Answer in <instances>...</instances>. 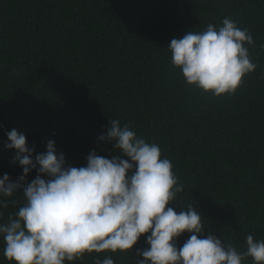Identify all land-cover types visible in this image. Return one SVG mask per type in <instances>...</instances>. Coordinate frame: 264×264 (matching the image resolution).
<instances>
[{"label":"trees","instance_id":"trees-1","mask_svg":"<svg viewBox=\"0 0 264 264\" xmlns=\"http://www.w3.org/2000/svg\"><path fill=\"white\" fill-rule=\"evenodd\" d=\"M227 17L251 32L254 45L245 46L257 67L235 94L217 98L186 85L168 47ZM112 119L160 146L183 185L170 206L194 205L205 235L241 252L247 235L264 240V0H0V178L22 175L4 148L7 131L24 133L37 153L53 139L80 167L91 151L119 154L99 140ZM14 199L0 222L23 203L20 193ZM3 247L0 239V264H10ZM147 247L141 237L131 255L85 254L72 264L108 256L135 264Z\"/></svg>","mask_w":264,"mask_h":264},{"label":"clouds","instance_id":"clouds-1","mask_svg":"<svg viewBox=\"0 0 264 264\" xmlns=\"http://www.w3.org/2000/svg\"><path fill=\"white\" fill-rule=\"evenodd\" d=\"M245 45H254L251 32L227 17L219 27L187 30L168 50L187 86L219 98L235 94L257 67ZM5 135L4 148L14 152L11 163L22 169L16 180L7 173L0 178V209L17 204V193L23 197L7 222H0L3 256L10 264H72L93 253L131 255L141 237L149 247L137 250L142 259L133 257L135 264H243L245 258L264 264V240L249 234L246 250L238 251L212 233L205 235L194 205L179 212L170 206L183 190L173 164L130 124L110 120L99 140L119 154L109 159L91 151L80 167L67 162L53 139L37 153L24 133L12 129ZM184 233L190 235L178 247ZM95 264L115 262L108 256Z\"/></svg>","mask_w":264,"mask_h":264}]
</instances>
